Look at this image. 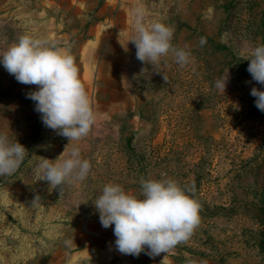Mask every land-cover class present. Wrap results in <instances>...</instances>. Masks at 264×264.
Instances as JSON below:
<instances>
[{
	"label": "rangeland",
	"instance_id": "rangeland-1",
	"mask_svg": "<svg viewBox=\"0 0 264 264\" xmlns=\"http://www.w3.org/2000/svg\"><path fill=\"white\" fill-rule=\"evenodd\" d=\"M137 12L170 26L190 62L139 61L129 42ZM25 33L73 56L94 122L69 142L26 97L37 86L0 66V132L27 149L0 176V264H264V112L250 95L264 85L239 55L242 42L264 44V0H0V51ZM227 69L224 94L214 85ZM73 147L90 162L85 180L37 181L40 157ZM142 178L173 179L200 205L199 225L168 254H121L114 226L99 222L104 185L139 195Z\"/></svg>",
	"mask_w": 264,
	"mask_h": 264
},
{
	"label": "clouds",
	"instance_id": "clouds-1",
	"mask_svg": "<svg viewBox=\"0 0 264 264\" xmlns=\"http://www.w3.org/2000/svg\"><path fill=\"white\" fill-rule=\"evenodd\" d=\"M135 15V34L129 42L134 44L139 61L151 65L171 53L181 67L190 62L191 53L172 44L174 30L170 26L162 22L145 25L143 14ZM206 42V38H200L201 46ZM239 55L250 61L247 71L252 80L264 85V44L242 42ZM0 66L17 82L37 86V90L29 91L26 97L34 102L45 127L69 142L79 141L89 134L94 114L78 67L68 51L48 46L47 41L25 33L7 50L0 51ZM229 79L227 69L215 81V88L225 94ZM250 95L256 98L257 109L264 112V90L253 87ZM26 151L17 139L12 141L0 132V176L15 173ZM63 153L55 160L40 157L33 168L37 181H47L50 188L55 189L69 181L87 178L91 165L81 158L79 148L73 147L66 155ZM140 186L139 195H134L118 183L104 185L94 202L99 222L105 229L114 226L115 248L121 254L137 257L142 252L150 257L168 254L179 243L186 242L199 225L200 205L173 179L142 178ZM37 200L38 196L32 203Z\"/></svg>",
	"mask_w": 264,
	"mask_h": 264
},
{
	"label": "crops",
	"instance_id": "crops-1",
	"mask_svg": "<svg viewBox=\"0 0 264 264\" xmlns=\"http://www.w3.org/2000/svg\"><path fill=\"white\" fill-rule=\"evenodd\" d=\"M109 235H110V234L107 235V233H104V234H103V236H102V239L104 240V241H102L103 243H104L106 240H108L109 237H111V236H109ZM106 237H108V238H106ZM68 261H69V262L66 263V264H79L77 258H75L74 260L69 259Z\"/></svg>",
	"mask_w": 264,
	"mask_h": 264
}]
</instances>
